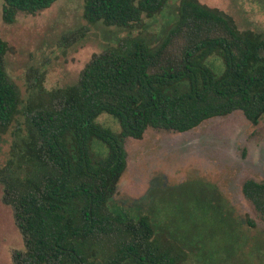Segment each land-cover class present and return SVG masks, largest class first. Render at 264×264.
<instances>
[{"label": "trees", "instance_id": "trees-1", "mask_svg": "<svg viewBox=\"0 0 264 264\" xmlns=\"http://www.w3.org/2000/svg\"><path fill=\"white\" fill-rule=\"evenodd\" d=\"M2 1V20L11 24L18 12L35 16L58 0ZM166 3L83 0L85 25L62 35L58 47L81 42L95 24L140 30ZM9 51L0 38V136L11 139L0 202L23 244L11 251L12 264H185V243L158 233L154 214L113 204L127 167L125 141L148 130L185 133L234 112L257 126L264 117V35L240 30L198 0H180L155 44L127 34L93 53L75 82L52 89L41 68L29 67L21 90L5 67ZM101 116L118 130L98 123ZM240 191L264 221V180L248 178Z\"/></svg>", "mask_w": 264, "mask_h": 264}, {"label": "rangeland", "instance_id": "rangeland-1", "mask_svg": "<svg viewBox=\"0 0 264 264\" xmlns=\"http://www.w3.org/2000/svg\"><path fill=\"white\" fill-rule=\"evenodd\" d=\"M198 1L231 16L240 30L264 35V0ZM179 2L167 0L159 15L143 19L140 30L89 26L81 42L64 49L58 39L85 25L83 0H58L35 16L18 12L11 24L2 20L0 0V38L10 46L7 73L21 90L29 67L45 72L46 89L70 85L93 53L127 34L155 44L174 20ZM97 122L118 130L106 116ZM10 140L9 134L0 136V166ZM124 146L127 167L114 206L133 215L154 214L150 217L158 233L185 243V264H264V221L240 191L248 178L264 180V117L252 127L234 112L185 133L148 130L141 140L129 138ZM1 193L0 186V198ZM205 193L221 211L207 203ZM197 198L198 212L193 204ZM12 250H23L22 239L9 207L0 202V264H12Z\"/></svg>", "mask_w": 264, "mask_h": 264}]
</instances>
